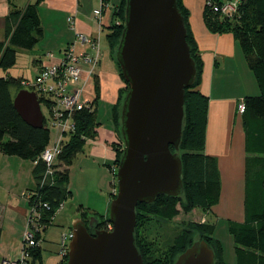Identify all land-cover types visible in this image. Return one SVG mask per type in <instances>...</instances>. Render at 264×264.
<instances>
[{"label": "trees", "instance_id": "1", "mask_svg": "<svg viewBox=\"0 0 264 264\" xmlns=\"http://www.w3.org/2000/svg\"><path fill=\"white\" fill-rule=\"evenodd\" d=\"M28 4L24 9L15 5V0H9L12 10L6 19V31L8 40L0 41V72L7 73L16 66L19 50L29 51L44 36V30L39 15V5ZM109 2V0H105ZM223 0H217L222 3ZM238 14L233 20L221 18L208 7L204 10V19L207 27L213 33L232 32L243 47L247 60L255 74L260 94L249 96L244 100L245 111L243 113L246 149V178H245V218L242 222L229 221V232L235 243L236 263L233 264H264V0H241ZM178 8L185 19L187 28V42L190 46L191 56L196 64V78L192 87L185 94V122L183 136L178 155L183 164L184 193L179 197L159 196L153 203H140L137 206L136 244L143 257L144 264H175L178 257L192 244L199 240H205L215 252L216 264L224 263L221 248L213 238V228H204V235L199 240L192 238L191 232L177 236L174 240L173 250L177 252L166 261L152 259L146 256L139 239V226L146 215L154 216L160 220L171 221L179 216L178 205L184 203L185 207L191 204L207 206L218 205L221 198L222 183L216 159L204 154L205 135L208 122L209 99L198 89L201 83L203 62L194 38L191 34L188 17L189 13L183 6V0H177ZM113 21L108 28V45L111 53L117 52L123 30L125 28L126 0H121L119 5L113 6ZM120 76L125 85L120 91L117 103L114 105V121L119 125L121 133V107L126 94L129 92V84L124 80L116 56H113ZM95 97L91 102V109H83L73 113L75 131L70 133L68 140L62 148L61 154L54 163V174L47 177V166L41 159V154L51 141V130L44 119L43 128H33L28 125L14 105L15 96L23 89L21 82L24 79L14 78L0 73V149L4 155L30 160L35 165L32 170L35 181L34 189L29 190L28 206L40 205V225L45 231L51 226L58 210L71 195L69 191L68 167L78 153L83 152L85 139H96L93 129L100 127L97 123V108L100 103V85L98 77L94 76ZM40 102L48 103L46 98H40ZM83 147V148H82ZM175 153V149L171 147ZM123 152L117 159L120 162ZM64 167V170L61 168ZM116 177V173H115ZM47 204L48 208H44ZM81 211V208H79ZM0 209V216H1ZM109 214L99 217L88 212L80 213V218L87 224L92 217L98 220V228L110 223ZM102 230V229H100ZM36 234L38 247L32 250L33 263H42L41 234ZM199 231V230H197ZM200 232V231H199ZM2 229L0 228V235ZM216 243V244H215ZM219 246V245H218ZM220 249V251H219ZM176 255V256H175ZM221 256V257H220ZM65 264L68 257L64 258Z\"/></svg>", "mask_w": 264, "mask_h": 264}, {"label": "water", "instance_id": "2", "mask_svg": "<svg viewBox=\"0 0 264 264\" xmlns=\"http://www.w3.org/2000/svg\"><path fill=\"white\" fill-rule=\"evenodd\" d=\"M187 35L177 0H126L116 60L129 92L121 112L124 152L116 172L118 191L108 211L113 230H100L94 217L88 224L75 218L66 264H144L136 244L137 206L162 195H183L178 151L185 94L196 78ZM14 105L28 125L44 127L35 93L20 91ZM175 264H216L215 252L199 240Z\"/></svg>", "mask_w": 264, "mask_h": 264}, {"label": "rangeland", "instance_id": "3", "mask_svg": "<svg viewBox=\"0 0 264 264\" xmlns=\"http://www.w3.org/2000/svg\"><path fill=\"white\" fill-rule=\"evenodd\" d=\"M120 1L109 0L108 3L114 8L113 6L119 5ZM29 2L35 4L37 0H15V5L24 8ZM100 2L101 0H82L83 6L81 9L83 12L91 14L96 3H98L97 9L100 8ZM39 14L44 30V37L39 41L33 52L19 50L16 66L6 73V75L12 77H22L31 83H34L37 75L35 74L36 70L33 68V59L38 55L49 57L50 54L54 57H60L65 49L61 48V43L66 41L72 33L66 20L62 18L60 13H56L55 10L40 5ZM108 34L109 32L105 31L100 41L103 53L109 50ZM113 56H116V54L112 52V58ZM84 69L88 70V67L85 66ZM98 80L100 85V104L95 105V108H97L96 120L97 123H100L101 129H111L114 133L115 139L111 143L115 158L111 162H106L88 157L84 153L85 148L88 143L95 141L97 138L84 140L83 152L78 153L68 167V188L71 195L68 196L63 208L58 210L51 226L48 227L43 235L45 239L42 242L44 255H47L49 250L56 253L60 252L59 244L62 235L71 231L73 221L75 218L80 217L81 211L95 214L99 217L106 216L111 202L116 198L118 185L115 173L119 166L117 157L124 150V144L121 140L119 125L114 121L113 116L114 105L117 103L122 89L120 87L125 85V83L120 75L101 71L98 72ZM92 94L93 91L91 89L90 95ZM41 109L51 129V140L54 141L57 131L49 123V111L45 105H42ZM118 113L121 114V107L118 108ZM98 128L93 129L97 137L99 135ZM3 156L0 149V205L4 212L3 222L5 225H11L13 224L12 222H15L18 211H27L21 242L22 250L24 233L29 217L27 192L35 187L32 175L34 163L18 157H15V159L13 157L9 160ZM61 169L64 170V167ZM218 205L207 206L205 208L201 204H191L187 208L184 203H180L178 205L180 210L179 216L171 221L160 220L154 216L146 215L139 226V239L146 256L161 261L170 260L174 254H177L173 250L174 240L177 236L188 231L191 232L194 240H199L205 233L204 228L210 227L213 228L212 236L219 245H216L217 249L221 248V251L220 249L219 251L220 255L222 254L223 262L229 264L236 263L235 243L229 232L228 222H238L242 214L245 216L244 205L241 204L238 212L236 211L234 215L221 212ZM79 208H81V211H79ZM109 225L110 223L106 222L100 226V229L108 231ZM21 250L18 258L21 256Z\"/></svg>", "mask_w": 264, "mask_h": 264}, {"label": "crops", "instance_id": "4", "mask_svg": "<svg viewBox=\"0 0 264 264\" xmlns=\"http://www.w3.org/2000/svg\"><path fill=\"white\" fill-rule=\"evenodd\" d=\"M29 4L32 3L29 2ZM40 5L60 13L72 32L66 41L61 43V48L74 45L77 52H89L87 48L76 43L77 34L97 38L99 39L101 62L95 71V76L98 77L99 71L120 75L109 46V50L103 53L100 45L104 32H109L108 28L112 25V9L103 12L100 25L94 15L98 3H96L91 14L82 11V0H43ZM183 6L189 13L188 25L203 62L201 83L198 89L209 99L204 154L216 159L218 164L222 183L221 200L218 205L220 211L234 215L236 211L238 212L241 204L245 205L247 157L244 119L243 114L238 110V106L247 97L259 95L260 88L243 47L235 35L232 32L213 33L207 27L204 19V0H183ZM17 8L24 9L25 7L17 6ZM11 10L12 6L9 0H0V41L2 42L8 40L6 19ZM70 18L73 20V25L69 22ZM34 49L29 51L33 52ZM43 56L38 55L33 59L35 74L52 65L59 58ZM0 73L6 75L5 72ZM17 78L24 79L22 77ZM83 79L87 80L83 99L86 102H92L95 97L94 78L89 79L88 74L84 73ZM124 87L125 85L120 88L123 89ZM91 89L92 95H90ZM98 132L97 139L87 144L84 153L88 157L111 162L115 158L111 143L114 142L115 135L111 129H101L100 127ZM2 155L4 154L2 153ZM3 157L9 160L13 158V156L7 155ZM0 209L2 212L0 216V228L2 229L0 235L1 263L3 260H16L19 257L27 211H18L15 222H12L11 225H5L1 205ZM108 211L109 208L107 213ZM244 218L245 216L242 214L238 222L244 221ZM47 229L41 234V264H65V259L60 255V252L56 253L48 249L49 253L44 255L42 242L45 240L43 235Z\"/></svg>", "mask_w": 264, "mask_h": 264}, {"label": "built area", "instance_id": "5", "mask_svg": "<svg viewBox=\"0 0 264 264\" xmlns=\"http://www.w3.org/2000/svg\"><path fill=\"white\" fill-rule=\"evenodd\" d=\"M241 2V0H226L219 3L217 0H204V5L212 10L213 13L219 14L221 18L233 20L238 14ZM109 9L113 10L112 6L105 0H101L100 8L94 11V15L100 25L103 12ZM69 22L73 25L72 18L69 19ZM76 43L87 48L89 52H77L74 45H69L63 50L62 55L55 63L38 72L34 83L27 80H22L21 82L23 89L35 93L39 102L40 98L49 100L48 103L40 102L41 107L45 105L48 109L50 115L49 123L57 131L56 139L54 141L51 140L41 154V159L48 168L47 177L54 174V163L61 154L68 136L75 131L73 113L92 108L91 102H86L83 99L87 85V80L83 79V75L87 73L89 79L95 76V71L101 62L99 39L84 34H77ZM49 57L53 58L54 56L50 54ZM85 66L88 67V70L84 69ZM238 110L241 114L244 113V102L238 106ZM44 119L46 118L44 117ZM39 207L40 205L36 203L29 208V217L20 258L17 260H3L0 264H34L32 250L39 245L36 240V234L43 229V226L40 225L41 214ZM43 207L48 208L47 204H43ZM112 228L113 225L110 223L108 231L113 230ZM72 238V231L61 237L59 245L60 255L63 258L68 257L69 242H71Z\"/></svg>", "mask_w": 264, "mask_h": 264}]
</instances>
